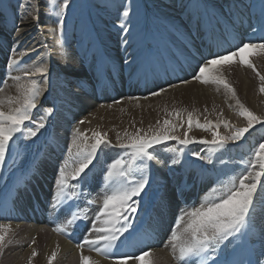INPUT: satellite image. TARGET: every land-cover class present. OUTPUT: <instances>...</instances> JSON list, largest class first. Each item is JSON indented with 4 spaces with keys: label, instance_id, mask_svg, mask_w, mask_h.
<instances>
[{
    "label": "rangeland",
    "instance_id": "obj_1",
    "mask_svg": "<svg viewBox=\"0 0 264 264\" xmlns=\"http://www.w3.org/2000/svg\"><path fill=\"white\" fill-rule=\"evenodd\" d=\"M3 1L4 0H0V12L4 13L10 9L13 13V16L14 14L16 17L20 16L21 10L19 9V7H17L19 0H7L6 3H8L9 8H4V6H2ZM117 1L118 0H69V7L65 10V23L62 34L63 46L59 47L56 43L57 34L53 32V29L56 27V17L45 14V0H40L41 7L39 10V18H43L46 22H48L46 23V25H48L51 33L46 38V49L48 50V52H50V56H46V54L43 53L41 59L36 58L34 60H38V62L42 64L46 63V59L49 61L50 66L47 76L50 77H48V81L46 82L48 88L47 90H43V93L37 102V108L33 110V115L34 118H38L39 115H42L44 108L51 107L54 110L53 116L47 119L46 127L44 129H41L36 137L28 140H21V146L19 148L13 146L14 155H9L6 158L7 163H5L3 166L9 165V167H11V170H15V172L21 173L19 175L15 174L14 176H7L9 179V177L21 178L26 171L25 168L27 166L25 168L24 166L26 164H31L30 169H27L31 171V174L29 175L30 178L22 187L19 196L15 199L14 202L27 203L30 206L39 208L42 211L46 212L44 215L45 222L41 224L47 225L49 231L47 229L43 230V236L38 235L40 232L37 233L34 238H30V245L22 248L23 243L26 245L29 242L27 237L23 235L25 226L20 227L22 225V222L25 221L16 222L20 223V226L18 225V228H14L13 226H11L13 230L10 235L11 243L8 244L5 247L3 253L0 254L2 256L0 258V264H5V256L9 255V257H11L13 255V251H17L22 254L29 251L32 254V251L35 250L37 252L35 259H37L39 252L43 251L46 242L49 239L50 234L48 232H50V230L61 240L64 238L63 235L55 233L52 229L56 226L57 222H64L68 218L69 212L67 208H63L57 215V213L51 207L53 197L52 192L54 191L53 188L57 170L62 166L63 161L67 157V150L71 145L73 134L76 129H79L81 132H85L89 137L91 136L93 130H99L100 132L102 131L101 133L107 134L106 138L111 142V144L115 145L117 142V136L119 135L121 138H123L125 131H127L128 133H134L137 129L148 131L150 126L153 128L156 127L157 121H159V123L162 125L165 119L170 120L174 124H179L182 121L183 126L177 128L175 135L183 138L184 131L188 130L187 114L189 112H192L194 119L198 118L201 123H204L205 118H207V120H210L212 122H220L221 120H226L235 128H243L247 126L246 120H244L237 114V111L234 110V107L225 105V102H223L224 106L220 108H217L216 106L207 107L206 103L199 102L197 99H195L193 103V100L189 94L187 98L183 99V102H181V100H177L179 102L168 103L167 101L161 102L163 101V99H157L166 94L167 90H169V87H181L183 84L182 81L185 80L194 82L199 87L200 85L207 87V85H203L197 81L192 80L193 75L197 71V65L200 64L199 61L193 60V56L194 58L197 55L198 57H200L199 46L203 44V40H207L211 45V43L215 41V36L222 42H220V45L225 46L224 48H221L224 49V54L237 48L236 47L235 49H233L234 40L230 43V45L228 43H223L226 37L220 29L221 21L219 19L226 14L222 12V15L219 12L221 11L219 10V7L223 4L231 5L229 4V2L235 3V1L238 0H221L222 2L220 5L215 4L216 8L209 7L208 12L210 13L205 11L207 9L200 11L199 8H197L198 4L194 2V0H183L185 2H182L180 4L182 6L185 5V8L183 7L182 9H177L175 13H172L175 10H172L169 7L162 11L160 7V0H119L118 3ZM164 1L167 0H162V2ZM256 2L258 5H260V0H256ZM212 3H215V1ZM119 5L120 8L118 7ZM125 5L129 6L130 8L131 22L128 23L127 21H125L128 27V32H124L119 28L120 15L124 10ZM147 6H149V11L145 10ZM210 8H212L213 10H210ZM232 8L234 7L232 6ZM235 12L238 15L242 14V12ZM250 16L247 22L242 23L241 30H243L244 25L245 28L247 27L246 23L252 24L254 22L253 16ZM172 17L177 19L180 24H171ZM225 17L226 19H224V22L222 23L229 24L230 20L231 22L237 20L241 23L237 15L235 17H232V15ZM2 19L3 18H0V27L2 26ZM240 19H242L243 22L244 18ZM215 20H218L220 22V25H217L216 28L214 27ZM17 24H21L20 21ZM21 27L22 26H20V28ZM145 33L148 34L144 35ZM46 36L47 34L43 29L39 30V28H35L33 33V40H35V42L32 41V43L38 44L37 46H44L45 43H39L38 40L45 38ZM189 36H194L202 40L198 42V46L194 47L193 44L188 42L178 44L177 42L173 41V39L179 40L178 37L187 38ZM231 36V38H236L235 34ZM255 36L256 33L251 34L250 29V37L254 38ZM88 38L92 43L90 48H94L95 54L99 55L101 53V56H106L109 59V61H107L106 64L103 65L102 61H93L92 65H88L91 63V52L87 51H85L86 56L81 55L80 58V61L86 60L85 63L88 65L86 69L87 71H89L87 72V81L82 82V86L79 88V93L88 94L90 98L95 101L93 103L96 104L95 112H97V115H100V124H96L93 122L96 119V113L95 115H93L92 111L89 110L88 107H86L85 103H82L84 99L83 96L82 101L76 102V92L74 90L72 91V84L65 82V80L63 79V68L59 67V65L63 61H65L68 65H70L71 68L81 71L86 65L80 62V66L79 61L77 57H75V54L73 52V46H82L83 44L85 47V42ZM115 38L124 43V45L122 47L116 46L115 44L119 43L117 40H115ZM164 39L166 41V44L162 46ZM208 42L205 45H208ZM243 42L244 41H242V43ZM33 44H31V46ZM4 45H7L6 42L5 44H3V46ZM111 47H116V50L113 51L115 48L112 50ZM2 48L3 47H1V49ZM10 48L11 47H8L9 51ZM64 51H66L67 54ZM68 51L71 53L70 58L68 57ZM58 52L60 53L59 55H57ZM109 53L110 55H108ZM6 55L7 56L5 58L3 57L4 59L0 62V66L2 68H5L7 66V60H9L10 57L17 56V54L13 52H6ZM136 55L147 58V60L145 61V65L137 62L133 65L130 72H123L122 67L126 64L123 61V58H125L126 61L127 57L130 60H133ZM245 55L251 57V60L254 63L257 71L259 70V67L260 69L263 68L261 64L258 63L259 66L256 64L254 58H256L257 56H252L251 53H245ZM55 57H57L58 59H56ZM60 57L63 59H60ZM97 57L99 58V56ZM28 58L29 57L27 55L24 57H18L17 59L20 60L22 66H25V63L22 62L26 61V59L28 60ZM32 59H30V61ZM30 61H27V65ZM111 61H114L117 65H119V67H117L118 72L112 71V74H108V72H106V75H109L110 78L114 76L116 78H119L121 76L126 77V81L121 83V88H131L135 85V83L137 84L138 82L146 86V89L142 90L138 94L134 93L131 90L123 93L122 91L117 90V86L107 84L111 86L109 88H112L113 92L111 94L103 93L102 95H100L99 91L101 89H105L106 87L104 85V78L106 76H104V74L102 75V72L103 69L106 68L108 66V63H110ZM75 62H77V64H75ZM167 62L170 63V66L166 64ZM230 63L235 67L239 66L241 68L238 62ZM230 63L224 67L223 75L235 91L236 85L234 81H231L230 79L231 76L233 78V71L229 70V68H231ZM141 66L144 67V73H146L147 76L152 77V80H148L149 82L145 80H138L136 78L141 74ZM152 67L155 68L156 74L153 72V70L150 69ZM239 67L235 68V72L237 73L238 77L247 78L248 81L252 82L247 91L248 94H250L253 90L255 91L257 87L258 90H256V93H253V96L256 99H264V93L262 94L259 92L260 81L256 74H254V72L247 67L246 69L251 71L254 76L251 73L243 74ZM161 68H164L166 71L167 69L173 68V71H176L173 78L178 74H180L182 77L186 75L188 76V73H190L191 76L188 79L187 77H183L181 79H176L174 81L164 83L166 74L164 73L158 75L160 74L159 71H161ZM50 71L52 72L50 73ZM9 72L11 73V71H8L7 68L4 71H0V75L3 77V82L2 84L0 83V89H2V91H0L1 93L7 87L9 88L11 85L15 84L14 81L8 79ZM67 73H69V71ZM144 73L142 74L144 75ZM3 74H6V77H4ZM262 75H264V73H262ZM1 76L0 78L2 79ZM79 76L80 75L76 74V77L78 79ZM254 77H256V81L254 80ZM37 79L40 78L37 77ZM97 83L98 85L94 86L93 90L90 91V88ZM210 86L211 84L208 85V87ZM70 88L71 90H68ZM160 88H164L166 89V91L162 92L158 96L151 95L152 92L157 91ZM221 90L225 95L223 88H221ZM9 92L10 94H13L14 90L10 89ZM9 92H7V94H9ZM224 95H219V99L224 100ZM133 97H136L138 99H133ZM2 98H6V95L2 96ZM42 98L47 101L40 104L39 102ZM152 98L155 100H152ZM166 98L169 99L168 97ZM251 98L254 99L252 97V93ZM228 99L230 102H233L231 105L234 106L235 101L230 98ZM140 102H145L144 108L142 107V104H139ZM247 108L249 109V107ZM102 109L103 112H116L115 117H108L103 119L104 114H101ZM111 109L113 111H110ZM177 110H181V117H177L175 115V112ZM169 113L172 114L169 115ZM224 116H226L227 118H225ZM81 120H83L84 123H79ZM104 128H107V130H104ZM217 131L220 135L229 134V131L224 129L222 125ZM189 137L195 138L197 140L201 138L210 140L212 138L211 133L202 131L196 128L195 125L191 130H189ZM252 137H255V140H253L254 142H250L249 140ZM248 141L250 142V144ZM260 143H264V123L254 125L252 129H249V131L245 133L244 137H242L241 140L235 143L229 142L228 144H226L225 149L220 151H213L211 150V146L202 145L199 143H193L188 145L187 147H184L177 144L175 140H169L165 143L154 145L152 149H149V151L152 152V154L157 157V159L149 162L148 176L150 183L148 186H146L144 192L141 193V196L136 198L137 200H139L138 211L131 218L132 227L130 229H132L133 227H138L139 224L144 223V220H147L146 222L149 223V218L154 216V213L156 211H160L163 214L164 207H166L167 205L166 199L173 198L176 195L183 196V199L176 203V208L173 211L174 216L172 217V219H170L171 223L169 222V224H167L165 227H161V230L160 227H158L160 235L159 240L157 245L151 248V250H170V247L166 246L165 242L169 238L171 227L175 222L176 216L179 214L180 210L184 208L185 204H188L190 206L193 204L198 205L201 201V198L219 182L232 175H237L238 177L241 170L245 169L246 165L251 160L256 148H258ZM163 145H167L166 147H168V149H164L161 151V153H157V149L159 148V146ZM180 146H182V148ZM164 153H166L165 156H163ZM193 153H198L202 158L197 159L196 156L193 155ZM117 154H120L117 159L122 158L125 161L130 159L129 153L127 151L116 147L102 145L98 150L97 157L93 161V165L90 166V170H86L87 176L82 182L83 194L78 198H74L72 200V203H66L67 201H65V203L68 204L69 208H75L76 206H79L87 213L88 216L87 220L81 221L85 227L84 230L78 231V235L76 236H78L79 238H77L78 242L74 243L75 246L83 241L88 228L91 226V221L95 218L96 212L99 211V207L101 206L102 201H99L97 197L98 190L100 187H102V176L106 171L107 165L114 160V157ZM161 157L164 158H162V160H159V158L161 159ZM203 157H208V159H203ZM173 158H177L179 160V163L173 164ZM157 160L160 161L161 165L154 164L155 167L153 168L151 163H154ZM164 162H166L165 165ZM161 168L162 170L161 172H159L158 170ZM155 171L157 173V176L154 177L153 175L155 174ZM209 175H211L212 178L208 180L206 186L205 181L207 180V176ZM8 179L6 180V183H4L0 188V196H2L3 192H5L6 190ZM37 183L46 186L47 189L50 190L41 189L40 192H32L31 194V191H34L35 189L37 190V187L35 185ZM70 183L75 184L76 181H70ZM261 183H264V177L261 178ZM26 186H29L32 189L31 191H28L27 194H25ZM44 194H46L45 197H43ZM100 196L102 197V194ZM86 199H91L93 203L90 205L87 204ZM1 200L2 198L0 197V201ZM72 204H74V207ZM17 208L19 209V207ZM253 216L255 218V227L250 233V239H252L255 243L253 258H257L256 254L259 253L261 245L262 243H264V240L261 239V233L264 232V188L258 187L257 195L255 197V208ZM146 222L145 225L140 229V234L149 232L156 235L153 227H147L148 225ZM73 229L75 228L70 227L68 231H71ZM136 232L137 234L139 233L138 231ZM137 234H135L134 236L131 235L129 237V240L127 241L129 247L131 246L130 249L132 247L137 248L140 245L138 243H135V241L141 239L140 236H137ZM33 239L37 241V246H34V243H32ZM123 239L124 237L121 238V240ZM51 244H53V241ZM124 246L125 243L122 245V248ZM85 252L89 253L92 257L99 259V257L93 256L91 252L87 250ZM225 255H227V253ZM39 260L37 259L36 262H34V260H28V263L26 264H40ZM101 261L105 262L103 260ZM61 262L63 263L64 259H62ZM173 263L177 264L175 260H173ZM72 264H80L77 255Z\"/></svg>",
    "mask_w": 264,
    "mask_h": 264
},
{
    "label": "snow or ice",
    "instance_id": "obj_2",
    "mask_svg": "<svg viewBox=\"0 0 264 264\" xmlns=\"http://www.w3.org/2000/svg\"><path fill=\"white\" fill-rule=\"evenodd\" d=\"M17 7L21 10L18 17L20 23H24L29 17L39 20L40 0H31V3L30 0H19ZM44 7L46 15L56 17V27L53 32L57 34V45L62 47L65 10L69 7V0H45ZM2 17L3 13L0 12V18ZM16 19L14 14L13 27L20 32L22 29L16 23ZM125 21L131 22L130 8L127 5L124 6L120 15L119 28L128 32ZM251 32L262 35L256 39H248L226 54H210L204 57L203 62L197 65V71L192 77V80L200 84L214 85L217 91L223 88L226 97L235 101V105L230 107H234L237 114L246 120V127L235 128L226 120L212 122L207 118L204 123H201L198 118L194 119L192 112H189L187 114L188 130L184 131L183 138L175 135L177 128L183 126L182 121L174 124L168 119H165L162 125L157 121L156 127L150 126L148 131L142 129H137L134 133L125 131L123 138L117 136L115 145L106 138V133H101L99 130H93L90 137L79 129L74 131L67 157L57 170L54 182L52 209L57 215L63 208H67L69 212L68 218L62 223L57 222L52 229L59 235H65L66 238L71 239L72 234L68 232V229L78 227V221L88 219L83 209L79 206L69 208L65 201H72L83 194L82 182L87 176L86 170H90L101 146L125 150L130 156L127 161L122 158L113 160L103 173L102 204L91 221L83 241L77 244L78 249L81 250L80 264H97V261L83 254L85 248L89 252L95 251L106 259L114 260L117 264H123V261L128 259L135 260L137 264H157L151 248L142 250L140 254L126 255L120 252V245L128 241L131 236L129 233L132 227L131 218L138 211L139 205V200L136 198L141 196L150 183L149 162L156 160L157 157L149 149H152L154 145L175 140L177 144L184 147L199 143L211 146L213 151H220L224 150L229 142L235 143L241 140L254 125L264 123V117H258L240 102L223 75V69L227 64L238 62L241 67H247L256 74L260 81L259 92L264 93V75L257 71L251 57L245 55V53H251L252 56H264V3H262L259 19L251 24ZM20 42V39L14 42L12 52L20 57L27 56L29 50L18 48ZM7 67L21 72L22 75L13 76L10 72L8 73V79L15 82L16 95L0 98V167L6 163L9 155H14L13 146L19 148L21 140L36 137L40 130L46 127V121L53 116L54 111L53 108L48 107L43 109L42 115L38 118H34L33 115V110L37 108V102L43 93L44 83L47 82L46 67L42 64L37 65L35 60L32 61L31 66L25 62V66L21 67L20 60L15 56L9 58ZM37 77L40 79L38 80ZM182 83L186 84L189 81L185 80ZM164 91L166 89L160 88L151 95L158 96ZM133 99L138 98L133 97ZM181 114V110L175 112L177 117H181ZM79 123L84 121L81 120ZM194 125L202 131L211 133L212 138L210 140L190 138L189 130ZM221 125L229 131V134H219L217 130ZM193 155L197 159L202 158L198 153ZM203 159L207 160L208 157ZM172 163H179V160L173 158ZM262 177H264V143L259 144L238 177L232 175L219 182L201 198L198 205L185 204L176 216L169 238L165 242L166 246L170 247L171 255L177 264H264V243L256 254L257 258H253L255 243L250 239V233L255 227L253 216L255 197L258 187L264 188V183H261ZM70 181H76V183L73 184ZM86 203L90 205L93 201L86 199ZM12 231L10 223L0 222V254L11 243ZM125 233H129V236H125ZM121 237L124 239L121 240ZM261 239L264 240V232L261 233ZM151 240L152 236L148 234L135 243L147 246ZM32 243H35V239ZM36 255L37 252L33 250L32 257ZM56 255L57 253L53 251L47 258L48 264H52ZM29 260L31 261V257Z\"/></svg>",
    "mask_w": 264,
    "mask_h": 264
},
{
    "label": "bare ground",
    "instance_id": "obj_3",
    "mask_svg": "<svg viewBox=\"0 0 264 264\" xmlns=\"http://www.w3.org/2000/svg\"><path fill=\"white\" fill-rule=\"evenodd\" d=\"M118 1H117V3H118ZM214 1H215V3H212ZM6 2H7V0H4L2 2V6H4V8H9L8 3H6ZM160 2H161L160 7H161V10L162 11H164L165 9H167V7H169L172 10H175L174 12H172V13H175L177 9L179 10V9H182L183 7L185 8V5L182 6L180 4L182 2H185L183 0H167V1H164V2H162V0H160ZM194 2H196L198 4L197 8H199L200 11L207 9L205 11L208 12L209 11V7H215L216 8L215 4H219L220 5L222 1L221 0H206V2H205V0H194ZM30 3H31V1H30ZM262 3H264V0H260V5L261 6L257 4L256 0L255 1L238 0V1H235V3L234 2H229V4H231V5H228V4H225L224 5L223 4L224 6L221 5L219 7V10H221V11H219V10L218 11L221 14H222V12H224V14H226L225 16L232 15V17H235L237 15V17L239 18V21H241V23H240L237 20H235L234 21L235 24H233V22H231V20L230 21L228 20L229 21V24H225V23H222V22H224V19H226L225 16H223V17H221L219 19L221 21V28L220 29L224 33V35L226 37V39L224 40L223 43H228L230 45V43L234 40L233 49H235L236 47H238L242 43V41L245 42L248 39H256L260 35H262L261 33H256V36L254 38L253 37H250L251 24H248V23H246V26L247 27L245 28V25H244L243 30H241L242 23L247 22L249 20L248 18H249L250 15L253 16V21H255L256 19L257 20L259 19L260 13H261ZM120 5L118 6L119 8H120ZM229 6H231V7H229ZM232 6L234 8H232ZM148 7L149 6H147V8L145 10L149 11V8ZM223 7H224V9H223ZM211 9L212 8H210V10ZM235 11H237L239 13L242 12V14L238 15V14H236ZM183 12H185V11H183ZM208 13H210V12H208ZM13 17H14L13 16V13L11 12L10 9L8 11H6V12L3 13V17H2L3 19H2V22H1L2 26L0 27V62L7 56L6 55V52H11L12 53V46H13L14 42L17 39H20V41H21L20 44L18 45V48H20V49H28L29 50L28 51V57H29L28 60L29 61L32 58H33L32 60H34L36 58L41 59V56H42L43 53L46 54V56H50V52H48V50L46 49V47H47L46 46V44H47V39L46 38L51 34L48 25H46V23H48V22H46L43 18H39V20L37 21V20H34V19H32L30 17L24 23L19 24V26H22L21 27L22 31L17 32L16 29L13 27ZM18 17L16 19V23H19ZM240 18H244L243 22H242V19H240ZM172 23L174 25H179L180 24V22L177 19H175L174 17H172V19H171V24ZM217 25H220V22L218 20H215L214 27L216 28ZM43 26H45V27H43ZM35 28H39V30L43 29L45 31V33L47 34V36L45 38H42V39L38 40L39 43H45L44 46H37L38 44H36V43L33 44L32 43V41L35 42V40H33V33H34V29ZM147 34L148 33H145L144 35H147ZM234 34L236 35V38H231L232 37L231 35H234ZM251 34H253V33L251 32ZM178 38H179V40L173 39V41L177 42L178 44H183L185 42L186 43L188 42V43L193 44V47L194 46H198V42L202 40V39L196 38L194 36H192V37L189 36L187 38H180V37H178ZM214 38H215V41H213L211 43V45L209 44V42L207 40H203V44L199 46L200 47V49H199L200 50V57H198V55H197L194 58V56H193V60L194 61H199V63H202L203 62V58L204 57H208L210 54H224L225 53L224 49H221V48H224L225 46L220 45V42L221 41L218 40L216 38V36ZM115 40H117L118 43H119V44H115L116 46L122 47L124 45V43L120 42L118 39L115 38ZM5 42H6L7 45H4L3 46V44H5ZM207 42H208V45H205ZM31 44H33V45L31 46ZM165 44H166V41L164 39V42H163L162 46H164ZM91 45H92V43L90 42V40L88 38L86 40V42H85V47H84L83 44H82V46L81 45L80 46H78V45H74L73 46V52L75 54V57H77L80 66H81V63L80 62H82L83 64L86 65L85 67H83V69L81 71L75 70V69L71 68L70 65H68L67 62H65V61H63L59 65V67L63 68V71H64L63 79L65 80V82H68L69 84H72V86H74V84L77 83L76 88L74 90L76 92V95H77L76 96V102L82 101V96H83L84 99H83V102L82 103H85L86 107H88V109L92 111V114L93 115H95V113H96V115H95L96 116V119H95V121H93V120L92 121L94 123H96V124H100L99 123L100 122V115H97V112H95L96 111L95 110V105L96 104L93 103L95 101H93L88 94H81V93H79V88L82 86L81 81H87V78L86 77L88 75L87 72L89 70L87 71L86 67L88 65H92L93 64V61H102V65L103 64H106L104 62L109 61L107 58L101 56V53L99 55L95 54L94 48H90ZM1 47H3V48L1 49ZM8 47H11L10 48V51H9ZM111 48H112V50L115 48L113 51L116 50V47H111ZM32 49H35V50H32ZM85 51L91 52V60H90L91 63L88 64V65L85 63L86 60L80 61L81 55L82 56H86V54H85L86 52ZM64 52L67 54L66 51H64ZM59 54L60 53L58 52L57 55H59ZM70 54L71 53L68 51V57L69 58H70ZM108 55H110V53ZM97 56H99V58ZM15 57L18 58L20 56L17 55ZM55 58L58 59L57 57H55ZM60 59H63V58L60 57ZM28 60L26 59V61H23L22 63H25ZM32 60L30 62H28L29 63L28 66H31L32 65ZM146 60H147L146 57L144 58V57H141L139 55L138 56L136 55V57L133 60H130L127 57V61L128 62L126 61L125 58H123V61L126 64H125V66L122 67V71L123 72H126V71H129L130 72L132 70V67H133V65L135 63L139 62V63H142L143 65H145V61ZM254 60H255V62H256V64L258 66H259V64H261V66L263 67L261 69L259 67V70L258 71L261 74L264 73V56H257L256 58H254ZM90 61H87V62H90ZM36 64L37 65H40L42 63L38 62V60H37L36 61ZM75 64H77V62H75ZM166 64L170 66V63L169 62H167ZM42 65L49 70L50 63H49V61L47 59H46V63H43ZM21 67H23V66L21 65ZM117 67H119V65H117L114 61H111L110 63H108V66L103 69L102 75L104 74V76H106L104 78V83H105L104 85L106 87H105V89H101L99 91V94L100 95H102L103 93H109V94H111L113 92L112 91L113 89L112 88H109L111 86H109L107 84H111L112 86H117V90H120L123 93H125L127 91H130V90L133 91L136 94L140 93L139 89L141 88V86H140V84L138 82H137V84L135 83V85L133 87H131V88H125V87L121 88V83L126 81V77L121 76L119 78H116L114 76V77H111L110 78L109 75H106V72H108V74H112V70L114 72H118ZM236 67H239V66H236ZM236 67L231 64V68H229V70H232L233 71L232 72L233 73V78L231 76L230 79H231V81H234V83L236 85V89H235L236 92L235 93L237 94V98L240 100L241 103H243L247 107H249V109L254 114L258 115L259 117H264V99L263 98L256 99L253 96V93H256V90H258L257 87H256V90L255 91L253 90L251 92L252 93V97L254 99L251 98V93L248 94L247 91L249 89V86L252 84V82L251 81H248L247 78H239L238 75H237V73L235 72V68ZM6 68H7L8 71H11V73H12L13 76L14 75H22L21 72L16 71L15 69H8L7 66L5 68H2L0 66V71H4V70H6ZM173 68L167 69V71L164 70L163 68L161 69V71L163 73L166 72L167 75H168L167 77L165 76V78H164L165 82L164 83H168V82H171V81H174L175 80V77L174 78L171 77V76H173L176 73V71H173ZM242 68L243 67H241L240 69H241V71H242L243 74L251 73V71H249L248 69H246V67L243 68V69ZM150 69L153 70V72L156 74V72L154 71V69H155L154 67H152ZM68 71H69V73H67ZM51 72L52 71H50V73ZM169 72H171V73H169ZM227 72H228V70H227ZM141 73H144V67H142V66H141ZM76 74L77 75H80L79 76V79L76 77ZM144 74H146V73H144ZM251 74L254 76L255 73L254 74L251 73ZM3 75H4V77H6V74H3ZM142 76H143V74H140L136 78L138 80H140L142 78ZM190 76H191L190 73H188V76L186 75V76H182V77H181L180 74H178L177 77H176V79H181L183 77H187V79H188V78H190ZM48 77H50V76H47V81H48ZM136 78H135V80H136ZM254 80L256 81V77H254ZM2 82H3V77H2V79L0 78V83L2 84ZM97 85H98V83L95 84V85H93L90 88V91H92L93 88H94V86H97ZM47 88H48L47 87V84L45 83L44 84V89L47 90ZM173 88L174 87H169L168 88L169 90H167V93L164 94V95H162L161 98H157V99H163V101H161V102L167 101L168 103L169 102L175 103V102H179L180 100H181V102H183V99L187 98L188 97V94H189L190 97L193 100V103H194V100L197 99L199 102L206 103V106L207 107L208 106H210V107L211 106H214V107L216 106L217 108L218 107L220 108V107H223L224 106L223 102L226 103L225 105H231L233 103V102H230L229 101V99L226 97V95H224V93H223V91L221 89L219 91H217L216 87L215 86H212V85L210 87H208V85H207V87H204V86H201L200 85V87H199L196 83L189 81V83H186V84L183 83L182 86L179 87V88H177V87L174 88V89ZM10 89H13L14 90V93L13 94H10V92H9ZM72 91H73V89H72ZM7 92H9V94H7ZM222 94L225 96V99L224 100L219 99L220 98L219 95H222ZM4 95H6V97H9V96L14 97L16 95L15 84H13L9 88L7 87L5 90H3V92L0 94V98H2V96H4ZM166 97H168L169 99H167ZM191 98H190V100H191ZM152 100H155V99L152 98ZM177 100H179V101H177ZM46 101L47 100H45L44 98H42L39 103L42 104V103H44ZM139 104H142V107L144 108L145 102H143V103L140 102ZM193 105H195V104H193ZM219 105H221V106H219ZM197 107H198V105H197ZM76 110H78V109H76ZM110 111H113V110L111 109ZM78 113H79V111H78ZM102 113L104 114L103 115V119H105V118H108V117H115V113L116 112L115 113H113V112H107V111L106 112H103V109H102L101 110V114ZM81 115H83V114H81ZM224 117L227 118L226 116H224ZM107 126H105V127H107ZM104 130H107V128H104ZM249 140L251 142V141L255 140V137H252ZM250 142H249V144H250ZM166 146L167 145L159 146V148L157 149V153H161L162 150L168 149V147H166ZM180 147L182 148V146H180ZM119 155L120 154H117L114 157V160L117 159V157ZM165 155H166V153H164L163 156H165ZM162 158H164V157H161V159L159 158V160H162ZM159 160L155 161L154 163L153 162L151 163V165L153 166V168L155 167L156 164L161 165ZM165 163L166 162H164V165H165ZM28 165L29 164H26L24 166V168L26 166L28 167ZM10 168L11 167H9V165L0 167V188L3 186L4 183H6V180L8 179L7 176H14L15 174H17V175L21 174V173L15 172V170H11ZM161 170H162V168L159 169L158 171L161 172ZM159 172H158V174H159ZM153 176L154 177L157 176L156 171H155V174ZM211 178H212L211 175L207 176V180L205 181L206 186H207L208 180L211 179ZM25 184H26V182L24 183V185ZM35 185L37 187V190L35 189L34 192L35 191H39L40 192L41 189L50 190V189H47L46 186L40 185L39 183H37ZM200 186H202V185H200ZM31 190L32 189L29 186H26L25 192H28V191H31ZM53 190H55V189L53 188ZM20 192H21V188L18 190L17 196H18V194ZM53 193H54V191L52 192V194ZM101 194H103V188L102 187H100L99 190H98V197H97V199L99 201H102V197L100 196ZM2 196H0V197L2 198ZM45 196H46V194L43 195V197H45ZM182 199H183V196H181V195H176L173 198L166 199L167 205H166V207H164V213L163 214L160 211H156L154 213V216H152V217L149 218V221L148 222L150 224L146 222L147 220H144L143 221L144 223L139 224L138 227H133L132 229H129V231L131 230L130 233H131L132 236H134L135 234H137L136 231H138L139 233L137 234V236H140V238H142L145 235L150 234L152 236V240H151V243L149 245L145 246V245H141L140 244L137 248L132 247L130 249L131 246L129 247V245H128L127 241H126L124 248H121V246L123 244L120 245V252L121 253H124L126 255H131L133 253L140 254V252L142 250L146 251V250H148V248H152L155 245H157L158 240H159V236H160L159 235V229H158V227H160V230H161V227H165L167 224H169L170 219H172V217L174 216V212L173 211L176 208L175 207L176 206V203L178 201H181ZM42 201H44V200H42ZM13 207H16V206H13ZM20 212H21V216H18L16 213H14L12 211V208H11V204L10 203H9V206L8 205H2V204H0V222L10 223L11 226H13L14 228H18L20 226L19 225L20 223H16V222H18V221L19 222H22L24 220L25 222H22V225L20 227L25 226V229L23 230V232H24L23 235L27 237L28 241L30 240V238H34V236L37 233H39V232L40 233L38 235L43 236L44 235L43 230H45V229L48 230L47 225L41 224V223H44L45 221L43 219H40L41 216L42 215H45L46 212L42 211L39 208H37V210H36L35 207H33V206H31L29 209L26 208V207H24V208L21 209ZM26 215H28V218L25 217ZM10 220H12V221H10ZM145 222L148 225L147 227H149V228H150V226L153 227V230L156 232V235L155 234H151L149 232L141 233L140 234V229L145 225ZM155 225H157V226H155ZM158 225H160V226H158ZM48 233L50 234L49 239L47 240L46 245H45L43 251L39 252V255L37 257L38 260L40 259L39 260L40 264L41 263L42 264H48V259L47 258L49 256H51V254H52L53 251H55L57 253V255H56L55 259L53 260L52 264H59V263L60 264H72L73 260L76 259V255L79 258L80 254H81V250L78 249V247H73L72 244H70L68 242H65L63 239L61 240L58 236H56L55 234H53L51 232V230ZM128 234L129 233H126L125 235L128 236ZM52 241H53V244H51ZM36 242L37 241L35 240L34 246H37V243ZM30 243H31L30 241L26 245L23 243V247L22 248H25V247L29 246ZM86 250H87V248H85L83 250V254L86 255V256H90L94 261H97V264H117L116 261L106 259V258L98 255L95 251H92L91 253L93 254V256H97V257H99V259L105 261V262H102L98 258H94L89 253H86L85 252ZM152 252L155 254V257L157 259V264H172L173 263L174 258L172 257L170 250L164 251L162 249H154V250L152 249ZM12 253H13V255L11 257H9V255H6L5 256V260H4V263L5 264H26V263H28V260H29L30 257H31V260H34V262H36V260H37V259H35V257H32V254L29 251H27V252H25L23 254L20 253V252H17V251H13ZM1 257L2 256L0 255V258ZM62 259H64V262L63 263L61 262ZM121 259H123V258H121ZM107 262H109V263H107ZM123 264H137V262L135 260H133V259H128L126 261H123ZM173 264H175V263H173Z\"/></svg>",
    "mask_w": 264,
    "mask_h": 264
}]
</instances>
